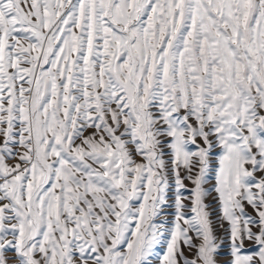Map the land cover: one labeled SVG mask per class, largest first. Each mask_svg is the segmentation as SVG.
Listing matches in <instances>:
<instances>
[{
    "label": "snow or ice",
    "instance_id": "1",
    "mask_svg": "<svg viewBox=\"0 0 264 264\" xmlns=\"http://www.w3.org/2000/svg\"><path fill=\"white\" fill-rule=\"evenodd\" d=\"M0 264H264V0H0Z\"/></svg>",
    "mask_w": 264,
    "mask_h": 264
}]
</instances>
